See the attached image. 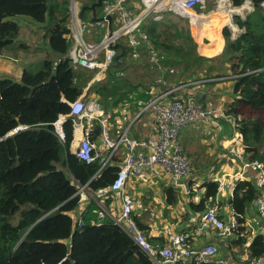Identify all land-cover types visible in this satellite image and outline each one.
I'll return each instance as SVG.
<instances>
[{"label":"trees","instance_id":"16d2710c","mask_svg":"<svg viewBox=\"0 0 264 264\" xmlns=\"http://www.w3.org/2000/svg\"><path fill=\"white\" fill-rule=\"evenodd\" d=\"M230 1L232 7L251 1L253 9L244 16L233 15L238 28L236 36L229 26L223 28L225 47L221 55L201 56L189 20L167 11L162 20L148 17L141 24L140 31L147 35V40L139 48V56L134 59L130 50L125 51L122 58L125 64L112 65L106 78L96 83L92 91L99 94L108 108L125 103L128 112H136L134 100L143 99L136 89L144 76L155 79L156 75L149 66L151 50L163 56L165 68L176 70L170 73L174 83L193 81L197 73L203 79L221 76L227 63L234 79L225 114L235 118L248 160L262 161L264 0ZM18 15L29 17L27 22L42 25L41 40L49 41L51 51L37 71L24 69L19 78L0 77V264H154L112 216L98 218L99 201L106 207L113 201L108 190L120 169V163H115L116 156L102 168L101 158L86 163L71 148V104L80 98L94 71L74 69L68 56L70 0H0V54L14 43L21 46V26L8 19ZM123 41L122 46L128 48L127 38ZM131 64L142 68L136 75L142 76L136 81L128 77L129 72L136 70L129 69ZM60 116H67L63 139L53 125ZM19 127L26 128L11 134ZM100 134L101 128L96 124L92 140H97ZM253 182L237 181L230 199L234 215L242 223L261 194ZM203 184L205 193L199 203H191V209L197 212L213 205L219 193L218 182ZM104 190L107 193L102 199L99 193ZM85 191L92 197H88L78 224L74 212L80 207ZM164 192L166 203L174 206L178 201L175 188L170 185ZM134 219L142 230L147 229L135 215ZM249 237V233L236 237L235 247L241 250L247 242L250 258L263 256L264 234L257 233L247 241Z\"/></svg>","mask_w":264,"mask_h":264},{"label":"built area","instance_id":"2783aa9c","mask_svg":"<svg viewBox=\"0 0 264 264\" xmlns=\"http://www.w3.org/2000/svg\"><path fill=\"white\" fill-rule=\"evenodd\" d=\"M160 1L138 0L135 7L136 0H105L100 9L101 14H98V17L103 20L94 23L91 19L87 20L81 16L78 0H70L68 27L71 46L68 56L74 69L83 68L94 71L93 78L86 89H89L93 83L101 82L110 67L116 65L115 58L121 50L116 48V45L122 46L124 38H127L126 42H128V48L122 46L125 51L130 50L134 59L139 56V48L147 40V35L140 31V26L148 17H152L154 21H160L163 19V13L169 10L174 13L180 10L195 12L197 6L205 7L206 4V0H182L178 8L174 1L165 5H161ZM230 6L232 5L227 0H217V7L221 10H229ZM229 11L232 14L233 10ZM108 15L112 17L111 23L106 19ZM189 21L196 25L191 15ZM97 26L105 28L106 33L98 42H94L87 37L96 30ZM235 31L233 35L238 34V30ZM162 59L163 56L156 51H150L149 66L153 72H156V76L151 85L141 87L139 96L143 99L134 100L133 104L137 106V111L132 118L126 117L129 112L125 103L119 107L120 111L105 109L102 105V98L97 93L85 95L71 104L72 143H75L78 137L74 153L86 163H92L97 158H101L102 168H104L111 162L113 156H117V153L125 148L123 161L119 164L120 169L109 189L113 193L121 194V209L114 220L154 264H264V255L259 258H250L248 255L243 262H229L218 256L216 246L196 247L191 243L188 233L171 229H166L164 232L167 241L161 244L152 243L134 219L135 201L125 193L130 177L149 171L156 177L168 176L174 185L183 186L182 180L191 172L192 167L183 146L178 141L180 129L192 123L207 121L214 115L225 114L224 107H211L201 103L200 96L194 92L204 82L201 77L189 82L174 83L170 73H176V70L165 68L161 62ZM123 64H125L124 61ZM167 73H169L168 77H166ZM117 74L123 75L124 73L117 72ZM76 105L78 106L75 108ZM118 112L120 114L117 115ZM149 112L154 117L156 134L141 139L131 137L129 127L123 124V120L132 124L137 118ZM121 114L123 120L120 121L117 118L119 121L116 126L114 125L117 136L115 140H112L111 119ZM66 119L67 116H60L53 124L56 133L62 139L64 138L63 124ZM233 123L236 127L235 118ZM96 124L101 128V143L106 146L105 151H101L92 140V132ZM25 128L19 127L14 132ZM228 153L232 161L239 164V170L233 175L223 173L214 181L219 183L220 191L230 185L228 181L230 177L243 181L247 179L249 170L254 171L256 173L255 185L261 190L254 205L264 227V164L259 160H248L237 129L228 143ZM233 190L234 187L232 195ZM86 206L87 204L84 209ZM82 210V207H79L74 212V219L78 224ZM219 211L220 205L216 199L214 204L203 212L199 224L192 233L193 237L200 238L209 230H213L217 238L228 240L235 236L244 237L249 233L248 229H250V237L255 235V230L246 219L242 223L233 214L228 221H225L220 217ZM107 214L109 212L106 207L101 206L98 218L103 219ZM242 224L243 228H241Z\"/></svg>","mask_w":264,"mask_h":264},{"label":"crops","instance_id":"0c3cea01","mask_svg":"<svg viewBox=\"0 0 264 264\" xmlns=\"http://www.w3.org/2000/svg\"><path fill=\"white\" fill-rule=\"evenodd\" d=\"M214 2L215 3H212L211 6L210 3H206L205 7L197 6L195 9L196 12H194L196 14H198L197 11L200 14H213L211 16L212 18L210 17V19H212L211 21L210 19H208L209 22L204 25H194L190 23L191 34L198 44V52L201 55H204L206 57L208 56L207 58H212L222 54L225 47V39L223 37L222 30L225 26H229L232 29V32L238 29L233 22V15L239 14L241 16H244L247 11H250L253 8L252 2L246 1L245 4L240 7L232 8V6H230L229 10H233L231 14L229 10L222 11L221 9H219L217 7V0H214ZM227 2L231 3L230 0H227ZM206 5L208 7H206ZM209 7H211L210 10ZM91 15H89L88 18H90ZM81 16L86 19L84 15L81 14ZM236 34L237 33H234V36H236ZM91 37L92 34L89 35L87 38L91 39ZM40 40L41 39H37L36 37L34 44L38 43ZM15 45L16 46H14L13 48L7 49L14 53H17L18 56L29 53L27 52L29 48L24 52L17 46V44ZM46 54L40 55L37 58L44 59V56ZM34 59L32 58L29 60L31 62ZM19 63L26 64V62L23 61H20ZM122 65L123 62L120 66ZM21 73L22 68L20 70V74ZM222 73L223 75L221 76L215 75L214 77H208L206 79L202 78L204 81L203 84L198 86L194 91L198 96H200L202 104L211 107L215 106L225 108L226 104L231 100L234 76L230 74L229 64L225 63ZM2 76L8 75L5 73ZM201 77L203 76L201 75ZM105 78L106 77L104 76L101 82ZM96 83H93L89 89H86V87L88 86L87 85L80 98L85 97V95L88 93L92 95L96 94L92 91ZM140 89L141 87H138L136 90L140 92ZM121 105L122 103L113 105L111 108L107 107V109H109L110 111H118ZM134 114L135 111L131 110V112L129 111V114H126V117L132 118ZM113 115H115V113H113ZM70 117L73 119L72 116ZM153 118V114L147 113L137 118L132 124H130V122L124 121L123 124L126 125V127H129V133L131 137L135 139L147 138L151 135L156 134V126ZM118 121L119 120L117 119V117H115V119L114 117L111 119V125L113 127L110 130V135L113 138L112 140L116 139L117 136V131L114 128V125L116 126V123H118ZM233 121L234 117L227 116L225 114L214 115L213 118H210L207 121H199L201 123L197 122L200 128L195 129V127H192V124L195 123L184 126V128H188L186 129L188 131L187 133L182 134V143H180L183 146L184 152L187 158L189 159L191 165H198V163L201 161L206 163L207 165L210 164L211 167L206 171L204 169H201V171H196L194 173L195 167L192 166V172L185 176L182 180L183 186L174 185L173 182L170 181L168 176L162 175L156 177L155 175L149 173V171H145L139 176L132 175L130 177L125 187V193L135 201V217L139 219L141 224L148 226L147 229L144 231L150 242L153 241L152 243L160 244L164 243L165 240L167 241L164 232L166 229H171L188 233L190 235V240L192 241L191 243L195 244L196 247L201 248L207 245L216 246L218 248V256L228 260L229 262L239 263L243 262L244 259L247 258V242L242 245L240 250L235 247L236 237L231 240L219 239L216 237L215 232L213 230H209L200 238H195L192 234L194 229L199 224V220L203 212H197L192 210L191 203H199L200 199L204 195L205 187H202L204 185L203 183L208 181H214L215 179L219 178L223 173L233 175V173L238 169V163L232 161L230 158L227 157L228 143L234 136V133L237 129L234 126ZM190 127L191 129H189ZM196 139H200L199 143ZM77 141L78 137L76 141H74L75 143L71 144L73 152L76 147ZM101 141L102 139L100 136L97 140L94 141L99 148L100 145H102ZM124 154L125 148H122L115 163L120 162L121 164L124 158ZM255 176L256 173L252 170H249L246 180L254 181L253 183L255 184ZM228 181L230 185L220 190L216 197L220 205V217L225 221H228L230 217L234 214V210L230 206V199L233 197L232 189L235 186L237 179L230 177ZM232 184H234L233 187ZM170 185L174 187L178 193V201L174 206H169L166 203V195L164 190L167 187H170ZM83 193L84 196L80 207H82V209L84 210V206L88 204V197H92V194H88L87 191ZM106 193L107 190L100 192L99 197L104 199L106 197ZM111 193V196L113 198L112 204H110L109 207H106L103 201H99V205L100 207L104 206L106 207V209L108 208V212L112 210L113 212H109V214L107 215H110L114 218L119 214L121 209V194H116L113 192ZM246 220L250 223L252 229L255 230V235L257 233L264 234V227L260 222L259 213L255 205L247 212ZM248 231L250 233V229H248ZM251 240L252 237L247 238V241Z\"/></svg>","mask_w":264,"mask_h":264},{"label":"rangeland","instance_id":"374dc122","mask_svg":"<svg viewBox=\"0 0 264 264\" xmlns=\"http://www.w3.org/2000/svg\"><path fill=\"white\" fill-rule=\"evenodd\" d=\"M88 1L89 0H78L80 8H82V6H86L85 4H88ZM212 2H213V0H206V3H210V6L212 5ZM137 4H138V0H136V2H135V7L137 6ZM206 7H208V6L206 5ZM210 8L211 7H209V10H210ZM98 13L101 14V10L100 9L98 10ZM197 13L200 14L198 11H197ZM86 14L87 15H91L90 12H86ZM170 16L171 17H175L176 15L171 14ZM28 18L29 17L22 16V15L13 16V17L8 18L10 20L16 21L21 26L20 40L22 41V43H21L22 47L19 46L18 44H17V46L24 52L29 48L27 50V52H29V53L18 56L17 53H14V52H12V51H10V50H8L6 48V50H4L3 53H1V55H0V77L3 74L6 73L8 76H12L14 78H19L21 68H22V71L24 69L27 70V71H30V72L37 71L38 69H40L43 66V60H44L43 58H37V57H39L40 55L46 54L47 52L51 51L50 46H49V41L47 39L46 40L42 39V40L39 41L41 43L38 42V43L34 44V41L36 40V37H37V39H41L42 38V34L44 33V31L41 28L42 25L34 23V22L33 23L27 22V21H30ZM183 18H186V17H183ZM25 19H28V20H25ZM183 20H186V19H183ZM105 33H106L105 28H101V26H97L96 30L94 32H92V37L91 38H95L94 42H97V40L101 39L105 35ZM25 42L26 43L30 42V44L26 45ZM15 44L16 43H14L12 46H10L8 48H12V47L16 46ZM204 57H206V56H204ZM32 58L33 59L35 58V59L30 62L29 59H32ZM20 61L26 62V64H21V63H19ZM129 67H130L129 69H136V70H134L132 72H129L128 73V77L130 79H133V81H136L137 79H140L142 74H141L140 77H138L136 75H137V72L140 69H142V68L141 67H137V66H135L133 64H131ZM154 76H156L155 73H154ZM195 77H201V75L199 73H197V74H195L193 76V78H195ZM153 81H154V79L152 77H150V75L149 76H144V80H143V82H141L143 85L140 84L141 85L140 87H147V86L151 85L153 83ZM86 95L88 96L90 94H86ZM102 105H103V107L105 109L107 108L103 104V101H102ZM149 114H150V112H149ZM122 117L123 116L121 114L117 118L119 120H123ZM198 123H201V122H198ZM198 123L192 124V127H195V129L200 128V126H198ZM186 129H188V128L182 127L180 129L179 137H178L179 143L181 142L182 134L183 133H187L188 130H186ZM189 129H191V127ZM196 140L199 143L200 139H196ZM105 149H106L105 145H103V144L100 145V150L101 151H105ZM227 152H228V147H227ZM119 153H120V151L117 153L116 158L118 157ZM261 154L263 156V160L261 162H263V164H264V145L261 147ZM227 157L232 160V158L229 155V153H228ZM119 163H116V164H119ZM237 165H238V169L237 170H239V164H237ZM192 166L195 167L194 173L196 171H201V169H204L206 171V170H208L211 167L210 164L207 165L206 163L201 162V161L198 163V165H191V167ZM191 170H192V168H191Z\"/></svg>","mask_w":264,"mask_h":264},{"label":"water","instance_id":"95a60500","mask_svg":"<svg viewBox=\"0 0 264 264\" xmlns=\"http://www.w3.org/2000/svg\"><path fill=\"white\" fill-rule=\"evenodd\" d=\"M104 1L105 0H96L94 3H92L89 6H82V8H81V12L82 13L81 14L84 15L86 12H91L92 13V19H91L92 22L97 23V22L102 21L103 18L98 17L97 10L99 8H102ZM106 19L111 23L112 17L110 15H108L106 17ZM194 22L196 23V25H199V24H197L196 21H194ZM109 28H110V31H111V29H112L111 26ZM116 48H120L121 49V52L115 58V62L117 63L118 66H120L122 64V62H123V59L122 58H123L124 53H125V48L122 47V46H120V45H116ZM13 133H15V132H13ZM13 133H11V134H13Z\"/></svg>","mask_w":264,"mask_h":264},{"label":"bare ground","instance_id":"6f19581e","mask_svg":"<svg viewBox=\"0 0 264 264\" xmlns=\"http://www.w3.org/2000/svg\"><path fill=\"white\" fill-rule=\"evenodd\" d=\"M171 1H174V2H176V5H177V7L179 8L180 7V3H181V1L182 0H161L160 1V4L161 5H165V4H167V3H169V2H171ZM169 11H171V10H169ZM223 11V10H222ZM171 12H173V11H171ZM176 14H178V15H180V16H183V17H186V18H188L189 19V16L191 15L192 16V19H193V21H196L197 22V24H199V25H204V24H206L207 22H209L208 21V19H210V17L213 15V14H196V13H194V12H186V11H184V10H180V11H177V12H175ZM212 18V17H211ZM220 19V18H219ZM224 19V18H223ZM212 19H210V21H211ZM224 21V20H223ZM216 22V21H215ZM206 27V26H205ZM201 30V29H200ZM195 33H197V32H195ZM201 33V32H200ZM199 33V34H200ZM201 38V37H200ZM200 41H201V39H200ZM202 43V42H201ZM203 45V44H202ZM200 49V48H199ZM202 50V49H201ZM220 54V53H219ZM202 56V55H201ZM204 56V55H203ZM214 56V55H213ZM208 57V56H207ZM78 105H76L75 106V108L77 107Z\"/></svg>","mask_w":264,"mask_h":264},{"label":"clouds","instance_id":"9594fccd","mask_svg":"<svg viewBox=\"0 0 264 264\" xmlns=\"http://www.w3.org/2000/svg\"><path fill=\"white\" fill-rule=\"evenodd\" d=\"M99 9H101V8H99ZM99 9H98V10H99ZM98 10H97V15L99 14V13H98ZM91 19H92V17H91ZM232 33H233V32H232ZM233 36H234V35H233Z\"/></svg>","mask_w":264,"mask_h":264},{"label":"flooded vegetation","instance_id":"af4514ba","mask_svg":"<svg viewBox=\"0 0 264 264\" xmlns=\"http://www.w3.org/2000/svg\"><path fill=\"white\" fill-rule=\"evenodd\" d=\"M95 1H96V0H95ZM95 1H94V2H95ZM88 17H89V15L86 14V18H88ZM91 17H92V15H91Z\"/></svg>","mask_w":264,"mask_h":264}]
</instances>
